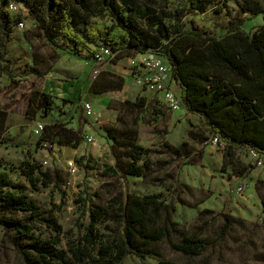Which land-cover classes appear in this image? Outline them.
I'll return each instance as SVG.
<instances>
[{
	"label": "rangeland",
	"instance_id": "374dc122",
	"mask_svg": "<svg viewBox=\"0 0 264 264\" xmlns=\"http://www.w3.org/2000/svg\"><path fill=\"white\" fill-rule=\"evenodd\" d=\"M177 5L179 2L174 1L167 8ZM152 8L162 15L163 4ZM26 9L22 11L26 27L17 26L7 46L6 58L12 63L0 61V131L4 137L15 138L13 143H0L4 161L0 172L7 171L14 182L27 185L31 201L55 210L61 232L58 234L46 226L38 232L49 238L59 236V247L68 250L84 236L92 204L107 206L116 197L125 195L129 183L130 191L138 195L162 193L173 197L177 208L173 218L180 230L216 241L202 254L192 256L175 250L169 239L151 244L162 257L183 264H263L264 167L254 165L243 147L230 149V153L226 145L215 144L205 118L191 112L186 104L171 109L160 94L138 86L132 75V59L139 62L146 52H128L113 62L95 63L89 51L76 54L69 42L59 39L63 47L47 42L39 35ZM243 16L233 0H215L205 12L190 13L186 20L193 19L207 32L221 35ZM133 17L138 28L150 32L139 12ZM93 20L112 23L110 16ZM263 22V16L258 15L247 20L243 27L253 33ZM104 64L111 67L109 71L124 76L121 90L91 91L94 72ZM4 65L6 72L2 71ZM107 78L117 81L118 77ZM36 92L53 96L54 108L49 116L43 109L37 112L32 109L28 114ZM176 92L181 95V88L177 86ZM84 99L92 102L93 115H85ZM126 100L130 103L122 104ZM38 120L60 122L74 129L81 126L82 144L77 149L57 144L53 151L37 146L42 135L34 131ZM132 131L143 148L139 165L144 168V175H130L126 180L121 172L109 167L115 166L117 159L123 166L132 160ZM87 135L95 139L93 143L86 141ZM83 155L93 167L78 162ZM24 160L41 163L43 170L52 173L54 182L49 185L41 182L34 187L19 168ZM243 182H249L250 188L237 193V186ZM173 189L176 191L172 192ZM225 214L231 217L227 230H224ZM111 226L110 221L99 223L102 232H109ZM11 234L15 231L9 232L0 224V264H25ZM182 236L174 235L172 241L181 240ZM158 259L157 256L141 259L130 254L124 262L157 264Z\"/></svg>",
	"mask_w": 264,
	"mask_h": 264
},
{
	"label": "trees",
	"instance_id": "16d2710c",
	"mask_svg": "<svg viewBox=\"0 0 264 264\" xmlns=\"http://www.w3.org/2000/svg\"><path fill=\"white\" fill-rule=\"evenodd\" d=\"M10 1L0 0V61L7 63H12L6 58L8 43L23 20L21 14L7 10ZM14 1L28 9L39 35L53 46L63 47L59 43L62 39L63 43L73 45L76 54L89 51L91 59L95 50L103 46L119 51L115 60L128 52L153 51L164 56L172 65L174 79L188 109L205 118L213 135L218 134L225 141L230 153V149L239 147L264 151V22L253 33L243 27L247 20L258 15L264 20V0H233L244 16L221 35L207 32L193 19L186 20L190 13L205 12L215 0ZM174 1L179 5L168 9ZM160 3L164 6L162 15L154 13L152 8ZM136 12L150 32L144 33L138 28L133 17ZM106 16L112 18L110 25L93 20ZM4 67L6 65L2 71L6 72ZM107 76L118 78L114 81ZM124 84V76L101 70L90 89L103 93L121 90ZM124 103H130V100ZM30 105L28 114L32 109L34 112L43 109L49 116L54 108L53 96L36 92ZM44 124L37 146L42 145L50 151L57 144L77 149L83 142L81 126L74 129L60 122ZM1 133L0 143L15 140ZM132 134V160L123 166L117 159L115 166L109 167L111 171L121 172L126 180L130 175H144V168L139 165L143 148L135 141L136 132L132 131ZM78 162L93 167L85 155L79 157ZM3 166L0 156V169ZM19 168L34 187L41 182L44 185L54 182L52 173L43 170L37 161L24 160ZM27 189L24 183L14 182L7 171L0 172V224L9 232L15 231L11 237L25 264H125V258L130 254L141 259L157 256V264H183L162 257L151 244L169 239L175 250L192 256L202 254L216 243L208 237L180 230L173 218L177 209L173 197L162 193L138 195L130 191L127 183L125 195L116 197L107 206L92 204L84 236L66 250L59 247V236L49 238L38 232L46 226L59 234L61 226L55 210L31 201ZM17 212L23 215L18 216ZM225 217L224 230H227L231 217L228 214ZM108 221L112 223L109 232H102L99 223ZM180 234H183L181 240L172 241L174 235Z\"/></svg>",
	"mask_w": 264,
	"mask_h": 264
},
{
	"label": "built area",
	"instance_id": "2783aa9c",
	"mask_svg": "<svg viewBox=\"0 0 264 264\" xmlns=\"http://www.w3.org/2000/svg\"><path fill=\"white\" fill-rule=\"evenodd\" d=\"M26 7L22 3H18L11 0L7 6V10L12 14H22V11ZM27 10V9H26ZM28 11V10H27ZM23 20L19 22L18 27L24 29L26 27L25 15H23ZM119 54V51H114L109 46H103L101 49L95 50L92 60L95 63L113 62ZM143 58L137 62L133 58V69L132 75H134L135 82L138 86L145 88L146 90L160 94L171 109H180L185 102L181 95L176 92V86L178 85L173 76L172 65L164 56L156 55L151 52H146L143 54ZM95 77L97 76L98 69H96ZM82 108L85 115H93V105L89 100H82ZM44 122L36 121L34 123V131L38 134L44 129ZM214 143L217 145L225 146V141L218 135L214 134ZM86 141L93 143L95 140L92 136L87 135ZM250 158L252 159L254 165L257 167H264V151L258 150L256 148H246ZM77 167L73 169L75 173ZM250 188L249 182H243L236 188L237 193H243Z\"/></svg>",
	"mask_w": 264,
	"mask_h": 264
},
{
	"label": "crops",
	"instance_id": "0c3cea01",
	"mask_svg": "<svg viewBox=\"0 0 264 264\" xmlns=\"http://www.w3.org/2000/svg\"><path fill=\"white\" fill-rule=\"evenodd\" d=\"M109 69H111V67L110 66H108V65H106V64H104V67L103 66H100L99 68H98V72H100L101 70H109ZM178 87H180L179 85H177ZM176 86V87H177ZM61 146V145H60Z\"/></svg>",
	"mask_w": 264,
	"mask_h": 264
}]
</instances>
